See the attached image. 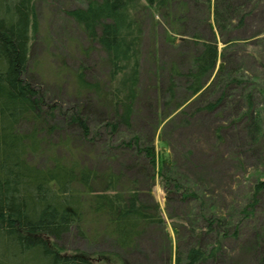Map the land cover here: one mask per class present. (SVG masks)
<instances>
[{"label": "rangeland", "instance_id": "rangeland-1", "mask_svg": "<svg viewBox=\"0 0 264 264\" xmlns=\"http://www.w3.org/2000/svg\"><path fill=\"white\" fill-rule=\"evenodd\" d=\"M184 1L183 34L169 37L162 22L146 24L138 96L129 127L120 125L116 132L108 125L113 114L98 104L94 92L83 90L78 96L76 90L79 71L87 82H102L105 90L110 86L105 53L71 15L73 9L85 8L87 0L35 1L37 28L26 77L43 94L46 106H53L50 122L56 129L50 140L68 135L70 147L77 146L90 167L120 170L142 201L158 203L164 219L147 225L128 250L114 245L103 224L88 225L87 238L73 228L57 242L65 252L79 250L101 263L104 258V264H175L178 252L184 257L196 244L208 250L217 236L220 252L199 264H264V192L252 212L241 213L255 176L264 178V131L255 132L253 125L255 119L261 121L257 114L264 106L259 95L264 87V0ZM194 34L201 38L193 39ZM203 40L217 44L215 69L193 96L186 91L187 82L175 78L170 98V67L191 68ZM210 102L216 105L207 110ZM81 106L88 127L85 137L61 118L62 112ZM133 135L140 147L154 148L156 165L140 147L124 145ZM206 216L223 219L213 236L202 232Z\"/></svg>", "mask_w": 264, "mask_h": 264}, {"label": "trees", "instance_id": "trees-1", "mask_svg": "<svg viewBox=\"0 0 264 264\" xmlns=\"http://www.w3.org/2000/svg\"><path fill=\"white\" fill-rule=\"evenodd\" d=\"M35 1L0 0V264H104V258L101 263L79 250L65 252L57 242L73 228L87 238L88 225L103 224V231L111 235L114 245L128 250L147 225L162 224L164 219L158 203L142 201L138 189L126 184L120 170L100 172L90 167L77 146L70 147L68 135L50 140L56 129V124L50 122L53 106H46L43 94L26 77L32 33L37 28ZM186 14L184 0H87L85 8L72 10L73 18L105 53L109 66L106 83L110 86L105 84L106 90L102 82H87L79 71L77 94L83 90L94 92L98 104L113 114V121L108 123L111 132L120 125L129 127L139 92L140 49L146 24L153 27L162 22L169 37L183 34ZM192 37L201 38L197 34ZM193 56L187 71H179L177 65L170 67V98L174 97L175 78L187 82L186 91L191 96L204 87L206 77L216 67L217 44L203 40ZM259 95L264 102V87ZM252 99L248 94L249 105ZM215 105L210 102L205 108L212 110ZM81 110L82 106L70 113L62 112L61 118L81 129L85 137L88 127ZM257 115L261 121L255 119L253 125L255 132H261L264 106ZM139 144L134 135L129 142L124 141L126 147ZM140 150L156 165L153 147ZM36 157L46 162L40 164L34 160ZM263 192L264 178L255 176L250 200L241 209L243 216L254 210ZM222 225L223 219L215 221L206 216L202 232L213 236L211 232H218ZM199 232L194 234L200 236ZM92 237L94 241L99 235ZM215 240L208 250L196 244L184 257L178 252L175 264L215 259L221 250L217 236Z\"/></svg>", "mask_w": 264, "mask_h": 264}, {"label": "water", "instance_id": "water-1", "mask_svg": "<svg viewBox=\"0 0 264 264\" xmlns=\"http://www.w3.org/2000/svg\"><path fill=\"white\" fill-rule=\"evenodd\" d=\"M180 39H184V37H180Z\"/></svg>", "mask_w": 264, "mask_h": 264}]
</instances>
